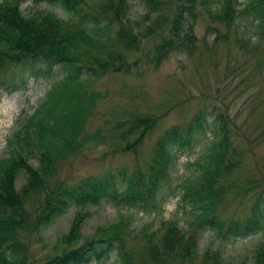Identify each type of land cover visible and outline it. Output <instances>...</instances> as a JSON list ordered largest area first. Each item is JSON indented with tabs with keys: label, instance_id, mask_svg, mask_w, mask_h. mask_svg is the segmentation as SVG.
<instances>
[{
	"label": "rangeland",
	"instance_id": "1",
	"mask_svg": "<svg viewBox=\"0 0 264 264\" xmlns=\"http://www.w3.org/2000/svg\"><path fill=\"white\" fill-rule=\"evenodd\" d=\"M16 1L26 16L50 11L68 20L64 26L70 30L82 28L58 5ZM83 1L98 12H118L125 19H114L111 33H102L107 39L100 41L102 53L84 49L83 39L76 43L83 53L77 54V46L70 51L88 63V58L96 55L97 60L110 57L115 49L117 57L110 63L115 70L71 84L61 81L56 69L50 73L21 66L0 70V174L4 175L6 166L11 167L2 162L21 150L27 171L13 169L11 184L18 192H28L27 218L35 224L21 231L28 248L26 264L55 258L67 250L72 237L85 240L96 236L113 228L122 217L134 234L170 219L192 230L194 209L180 198L183 186L204 174L202 170L207 167L217 171L211 185L207 175L203 176L212 192L209 203L216 205L223 218H247L256 198H264V23L249 16L264 0H197L195 14L185 23L184 32L171 34L172 41L166 43H161V37L172 23L175 0H168L171 5L161 6L160 11L151 10L143 0H120L125 4L122 9L118 0ZM123 26L131 32L124 33ZM118 28H122L119 40L114 36ZM157 44L160 48L156 50ZM50 104L53 113L47 107ZM200 112L205 114V129L197 132L199 137L192 148L175 153L154 208L142 212L104 202L83 209L82 220L72 207L51 224L36 225L35 215L45 204V191L61 181L71 186L90 176L136 172L137 166L144 169L159 136L172 126H187ZM51 115L56 127L66 126L64 116H70L72 123L53 133V139L63 133L62 141L36 153L31 119L38 123L42 118L50 120ZM131 116L154 120L138 143L136 154L125 149L134 141L133 135H126L128 126L118 125ZM214 119L238 153L236 163L230 153L225 162L214 165L219 139L210 132ZM34 172L39 173V182L31 185ZM136 249L139 264H149L145 248L139 244ZM194 249L198 254L193 264H264V234L259 231L229 239L205 230L198 234ZM100 264L116 261L112 256Z\"/></svg>",
	"mask_w": 264,
	"mask_h": 264
},
{
	"label": "trees",
	"instance_id": "2",
	"mask_svg": "<svg viewBox=\"0 0 264 264\" xmlns=\"http://www.w3.org/2000/svg\"><path fill=\"white\" fill-rule=\"evenodd\" d=\"M32 1H46L60 6L69 18L75 20L73 22L82 28L70 30L69 27L64 26L68 20L58 18L50 11L47 14L41 12L35 13L34 16H26L21 12L16 0H2L0 2V70L10 66H21L32 68L34 72L50 73L56 69L63 76L61 81L71 84L79 79L85 81L101 76L115 68L110 65L111 60L117 57L114 54L115 49L110 57L97 60L98 55H96L93 59L88 58V63H83L76 58L71 53V49H77V54L83 53L79 45H76L78 39H83L86 41L84 49L102 53L99 44L102 39H106L102 33L104 31L111 33L112 26L115 24L114 19L122 20L124 15L121 16L118 12L110 15L106 12V15L90 8L83 0ZM118 2L122 9V5L124 7L125 4L120 0ZM143 2L155 11H160L161 6L171 5L168 0H143ZM196 3L197 0L173 1L171 9L173 15L170 18L172 23L167 34L161 37V43L172 41L171 34L177 36L184 32L185 23L195 14ZM249 16H252L259 24L264 23V2L259 8L251 10ZM122 28L124 33L131 32V29L126 26ZM122 28H118L116 32L113 31L117 40L122 37ZM80 34L83 36L79 38ZM158 48L160 44L156 45V50ZM86 52L84 50V53ZM47 107L53 113V106L50 104ZM204 116L205 114L200 112L187 126H172L161 134L154 144L144 169L137 166L136 172L122 170L106 175L90 176L71 186L61 181L59 185L48 189L45 191V204L35 215L36 225L53 223L71 207L77 209L76 216L82 220L84 219L82 213H85L83 209L88 206H98L104 202H110L120 209H135L142 212L154 208L156 195L169 176L175 153L194 146L199 137L197 132L205 129ZM69 118L70 116L61 118L66 126H58L59 128L53 125L52 115L50 120L42 118L38 123L31 119L36 132L33 142L37 144L36 153L48 146L57 145L63 140L61 138L63 133L58 135L57 141L53 139V133H56V129L70 125L72 122ZM153 121L147 116H131L123 119L118 125L128 126L126 135L134 137L133 143L125 149H132L136 154L138 143L151 129ZM213 122L212 127H206L213 128L210 129L211 134L219 138L214 150L217 161L214 165L217 163L221 165L230 153L235 157L236 163L239 156L230 145L228 135L223 132L220 124L218 126L217 120ZM230 148L233 150L230 151ZM23 160L20 150L2 162V164H10L11 167L6 166L4 175L0 174V264H26L28 248L21 238V231L28 230L32 224L35 225L27 218L28 211L25 204L28 192L23 190L18 192L11 184L13 169L27 171ZM230 163L234 164L233 160ZM202 171L207 175L206 181L211 185V178L217 171L209 167ZM34 173L31 185L39 182V173ZM204 174L197 176L191 184H185L180 198L181 202H189L194 209L196 223L192 230L187 231L175 220L170 219L161 221L154 229L142 228L139 234H134L130 225L125 223V218L122 217L113 228H108L96 236L85 240L72 237L64 253L55 258L46 259L41 264H100L109 261L112 256L116 264H139L136 249L139 244L145 248L146 262L149 264H193L198 254L194 247L198 234L202 231H212L217 236L229 237V239L246 237L254 231L264 234V198L261 196L256 198L250 209L251 214L247 218L233 220L223 218L217 211L216 205L209 203L213 197L211 190L207 189V185L203 182ZM144 260L142 258L141 261ZM200 264H207V261Z\"/></svg>",
	"mask_w": 264,
	"mask_h": 264
}]
</instances>
